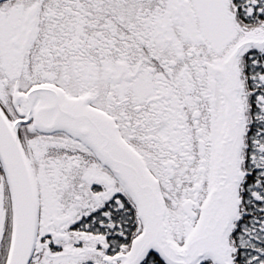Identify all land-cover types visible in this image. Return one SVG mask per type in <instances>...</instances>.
Here are the masks:
<instances>
[{
    "label": "snow or ice",
    "instance_id": "1",
    "mask_svg": "<svg viewBox=\"0 0 264 264\" xmlns=\"http://www.w3.org/2000/svg\"><path fill=\"white\" fill-rule=\"evenodd\" d=\"M0 264H264V0H0Z\"/></svg>",
    "mask_w": 264,
    "mask_h": 264
}]
</instances>
